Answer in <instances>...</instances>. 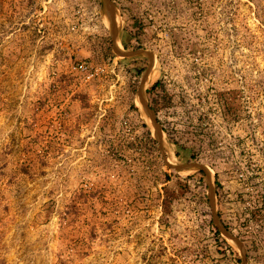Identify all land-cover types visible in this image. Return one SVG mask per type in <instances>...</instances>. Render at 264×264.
I'll use <instances>...</instances> for the list:
<instances>
[{"label":"rangeland","instance_id":"obj_1","mask_svg":"<svg viewBox=\"0 0 264 264\" xmlns=\"http://www.w3.org/2000/svg\"><path fill=\"white\" fill-rule=\"evenodd\" d=\"M110 2L0 0V264H264V0Z\"/></svg>","mask_w":264,"mask_h":264},{"label":"water","instance_id":"obj_2","mask_svg":"<svg viewBox=\"0 0 264 264\" xmlns=\"http://www.w3.org/2000/svg\"><path fill=\"white\" fill-rule=\"evenodd\" d=\"M103 3H104L106 10L108 12V16H109V20H110V26L112 28L113 35L115 37L116 36V27H115L114 7L111 4L110 0H103ZM114 51L118 56H120L122 58H132V57L139 56V55H147V56H149V58L151 57L150 53H148L144 50H137V51L122 50L116 43H114ZM144 94H146V91L142 87L140 90V102L142 105V109H143L144 113L148 116V118L150 119V122H151V124H152V126L156 132L157 138H158L159 142H161L162 141V130L160 128L159 123L156 120V114L149 107L147 100L144 98ZM169 166L171 168L177 170V171L198 170V171H202L206 174V179H207V182L210 186L209 194H210L211 205H212V208L214 209L213 216H214L215 226L223 236H225L227 239L232 240L234 243L237 244V246L240 248L242 254L245 257L246 252H245V247H244L243 242L238 237H236L229 229H227L226 226H224V224L222 223V221L220 220V218L218 217V215L215 211V208H214L215 207V202H214L215 194H214L213 188L211 187V183H210L211 177L208 174L207 168L204 165L199 164L197 162H191V163L185 164V165H183V164H178V165L169 164Z\"/></svg>","mask_w":264,"mask_h":264},{"label":"trees","instance_id":"obj_3","mask_svg":"<svg viewBox=\"0 0 264 264\" xmlns=\"http://www.w3.org/2000/svg\"><path fill=\"white\" fill-rule=\"evenodd\" d=\"M158 86H159V83H156L155 86L153 87V89L155 90ZM151 107H152V105H151ZM152 109H154V108L152 107ZM200 173L203 174L204 172L200 171ZM226 228L230 229L228 226H226ZM217 235L220 236V232L218 231V229H217Z\"/></svg>","mask_w":264,"mask_h":264},{"label":"built area","instance_id":"obj_4","mask_svg":"<svg viewBox=\"0 0 264 264\" xmlns=\"http://www.w3.org/2000/svg\"><path fill=\"white\" fill-rule=\"evenodd\" d=\"M79 68L82 69V70L85 69L83 65H80Z\"/></svg>","mask_w":264,"mask_h":264},{"label":"bare ground","instance_id":"obj_5","mask_svg":"<svg viewBox=\"0 0 264 264\" xmlns=\"http://www.w3.org/2000/svg\"><path fill=\"white\" fill-rule=\"evenodd\" d=\"M171 162V164H173V162L172 161H170Z\"/></svg>","mask_w":264,"mask_h":264}]
</instances>
